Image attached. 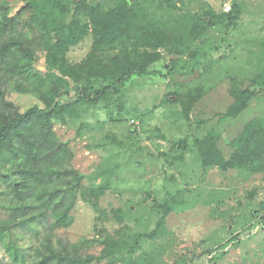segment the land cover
<instances>
[{
    "label": "trees",
    "instance_id": "1",
    "mask_svg": "<svg viewBox=\"0 0 264 264\" xmlns=\"http://www.w3.org/2000/svg\"><path fill=\"white\" fill-rule=\"evenodd\" d=\"M21 1L30 31L19 39H0V214H5L0 216V243L8 255L0 264H115L124 255L133 257L142 249V240L150 236L132 228L135 204L101 206L122 167L110 163L91 175L76 169V154L60 139L55 125H73L83 136L93 131L92 120L104 124L97 118L102 110L114 122L125 121L136 111L128 107L127 84L135 76L149 74L151 66L161 61L173 78L188 73L195 77L199 69L204 70L203 77L206 63L222 46L212 41L211 30L223 29L229 36L237 31L243 4L234 0L229 13L213 8L190 13L174 0ZM0 10L6 6L0 3ZM84 16L89 21H82ZM18 23L17 13L0 15V36ZM88 40L87 55L73 62L70 52ZM258 64L260 70L249 78L230 77L241 100L217 121L219 126L250 111L242 127L228 140H224L226 130L214 127L193 145L188 139L175 142L173 150L178 155L174 161L171 154H161L169 165L184 161L186 153L195 149L204 174L217 168L245 177L264 176V53ZM8 94L33 97L36 102L23 110ZM202 94V90L176 91L166 101L179 104V115L190 122ZM255 102L263 105L260 111L252 109ZM107 137L98 147L120 144L115 135ZM79 200L94 209L98 223H116L118 229L112 233L96 224L92 238L55 243L56 232L73 225ZM167 200L151 210H157L163 222L172 213ZM263 210L264 202L254 216L264 224ZM35 224L46 231L30 256L19 240L21 232ZM95 248L100 251L91 252ZM225 254L214 259L220 262Z\"/></svg>",
    "mask_w": 264,
    "mask_h": 264
},
{
    "label": "rangeland",
    "instance_id": "2",
    "mask_svg": "<svg viewBox=\"0 0 264 264\" xmlns=\"http://www.w3.org/2000/svg\"><path fill=\"white\" fill-rule=\"evenodd\" d=\"M174 1L184 12L202 13L213 8L220 13L226 5L233 6L234 0ZM238 1L243 4L241 25L230 36L223 29L211 30L212 41L222 46L211 55L212 61L206 63L203 77L200 73L204 70L199 69L195 77L190 78L188 73L185 77L173 78L167 75L165 62L161 61L151 66L149 74L135 76L127 84V104L136 111L125 121L114 122L102 110L97 118L104 124L92 120L93 131L87 130L83 136L77 134L73 125H55L60 139L76 154L73 162L76 169L91 175L110 163L122 167L112 189L101 199V206L112 209L135 204L132 228L146 231L150 236L142 240V249L133 257L124 255L115 264H264V224L254 216V211L264 202V176L245 177L235 170L223 173L217 168L204 174L195 149L186 153L184 161L173 165L161 156L171 154L174 161L178 155V151L173 150L175 142L188 139L193 145L196 138L214 127L226 130L224 140H228L250 116L251 112L247 111L232 122L217 124L220 116L241 100L230 77L241 80L255 75L264 53V0ZM0 3L6 6L5 11L0 10V15L17 13L19 16L18 25L0 39L24 37V31H30V26L21 11L22 1L0 0ZM123 11L124 8L120 13ZM81 20L89 21V17ZM90 46L88 40L74 48L70 59L76 63L82 61ZM39 58L43 64L44 54L40 53ZM197 90H202L203 94L194 104L190 122H187L179 115L181 106L169 104L166 99L176 91ZM8 98L23 110L36 102L33 97L16 94H8ZM262 108L257 102L252 106L256 111ZM110 134L115 135L120 144L98 147ZM166 199L170 201L172 213L163 222L157 210H151ZM4 215L2 211L0 216ZM73 216L71 227L56 232L55 243L58 239L76 243L92 238L96 224L112 233L119 227L116 223H98L94 209L80 200ZM45 231L46 227L35 224L21 232L19 244L30 256L40 246ZM231 239L234 241L229 243ZM99 251V248L91 250ZM224 253L220 262L214 259ZM7 257L0 243V260Z\"/></svg>",
    "mask_w": 264,
    "mask_h": 264
},
{
    "label": "built area",
    "instance_id": "3",
    "mask_svg": "<svg viewBox=\"0 0 264 264\" xmlns=\"http://www.w3.org/2000/svg\"><path fill=\"white\" fill-rule=\"evenodd\" d=\"M232 11V6L231 5H226L225 8H224V12L225 13H229Z\"/></svg>",
    "mask_w": 264,
    "mask_h": 264
}]
</instances>
